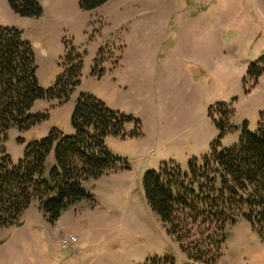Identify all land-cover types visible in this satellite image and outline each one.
<instances>
[{
    "label": "rangeland",
    "instance_id": "1",
    "mask_svg": "<svg viewBox=\"0 0 264 264\" xmlns=\"http://www.w3.org/2000/svg\"><path fill=\"white\" fill-rule=\"evenodd\" d=\"M81 1L38 0L41 15L24 18L0 0V29L18 31L31 47L40 89L69 82L79 66L66 101H36L30 113L45 120L25 132L9 130L6 154L15 165L29 143L51 131L71 136L83 95L136 120L139 135L127 125L123 139L106 138L108 151L126 165L82 183L91 200L54 223L32 202L17 225L0 230V264H197L147 206L142 180L162 163L186 171L189 160L208 154L219 136L212 121L219 104L232 109L236 129L222 147L236 144L243 126L256 130L264 114V0H107L91 11ZM53 166L54 150L45 178ZM67 234L77 240L61 250ZM224 237L214 264H264V229L240 216Z\"/></svg>",
    "mask_w": 264,
    "mask_h": 264
},
{
    "label": "trees",
    "instance_id": "2",
    "mask_svg": "<svg viewBox=\"0 0 264 264\" xmlns=\"http://www.w3.org/2000/svg\"><path fill=\"white\" fill-rule=\"evenodd\" d=\"M6 1L21 17L41 15L38 0ZM106 1L82 0L80 8L91 11ZM254 74L256 81L261 73ZM78 75L76 66L68 73L69 82L62 84L59 79L53 89L43 91L37 84L29 44L18 31L0 29V230L17 225L32 202L47 222H56L71 206L91 200L82 183L97 181L115 166L126 165L108 151L105 140L123 139L127 125L134 127L132 136L139 135L138 122L86 95L78 99L71 116V136L51 131L44 139L29 143L15 165L6 154L9 130L25 132L45 120V115L30 113L33 104L42 99L66 101L78 84ZM216 112L212 121L219 136L208 154L189 160L186 171L175 161L162 163L142 180L147 206L165 225L168 236L182 243L187 259L197 264H214L219 259L225 229L236 218L242 216L264 229V114L254 132L243 126L237 143L224 148L223 136L236 130L230 125L233 111L219 104ZM52 150L54 166L45 178L44 165ZM145 264L160 263L147 260Z\"/></svg>",
    "mask_w": 264,
    "mask_h": 264
},
{
    "label": "built area",
    "instance_id": "3",
    "mask_svg": "<svg viewBox=\"0 0 264 264\" xmlns=\"http://www.w3.org/2000/svg\"><path fill=\"white\" fill-rule=\"evenodd\" d=\"M76 240L77 239L73 236V234H67L59 239L58 247L61 250H66L70 248L76 242Z\"/></svg>",
    "mask_w": 264,
    "mask_h": 264
}]
</instances>
